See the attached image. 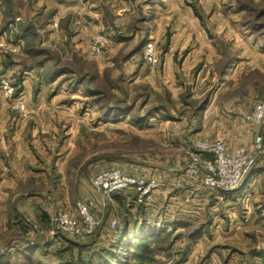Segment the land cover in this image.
I'll list each match as a JSON object with an SVG mask.
<instances>
[{
  "label": "rangeland",
  "instance_id": "rangeland-1",
  "mask_svg": "<svg viewBox=\"0 0 264 264\" xmlns=\"http://www.w3.org/2000/svg\"><path fill=\"white\" fill-rule=\"evenodd\" d=\"M128 1L0 0V263L98 264L127 221L159 237L128 264H264V151L227 194L186 171L202 138L252 146L264 0ZM107 170L159 185L107 192ZM78 203L91 234L56 221Z\"/></svg>",
  "mask_w": 264,
  "mask_h": 264
},
{
  "label": "built area",
  "instance_id": "built-area-1",
  "mask_svg": "<svg viewBox=\"0 0 264 264\" xmlns=\"http://www.w3.org/2000/svg\"><path fill=\"white\" fill-rule=\"evenodd\" d=\"M144 59L151 65L159 62L154 42L149 40L143 47ZM251 126L253 143L251 147L239 145L230 150L222 138H202L196 142L192 160L187 173L197 177L204 187L219 192L236 189L243 182L246 174L258 163V155L264 151V97L256 100L244 116ZM137 186L142 195H149L157 189L159 183L140 177L126 176L119 170L101 172L95 178V186L107 192H119L128 186ZM81 222L77 224L68 215L58 213L56 221L65 231L75 235L91 234L99 221L90 213L87 205L78 203ZM116 227L117 223H111Z\"/></svg>",
  "mask_w": 264,
  "mask_h": 264
},
{
  "label": "trees",
  "instance_id": "trees-1",
  "mask_svg": "<svg viewBox=\"0 0 264 264\" xmlns=\"http://www.w3.org/2000/svg\"><path fill=\"white\" fill-rule=\"evenodd\" d=\"M137 230H140L139 225L133 227L127 221L119 227L117 239L111 249L105 250L106 254H101L103 260L98 264H128L131 256H134L136 260H142L147 253H151L152 249L149 245L159 238L158 235L134 237ZM6 262L0 264H10Z\"/></svg>",
  "mask_w": 264,
  "mask_h": 264
},
{
  "label": "crops",
  "instance_id": "crops-1",
  "mask_svg": "<svg viewBox=\"0 0 264 264\" xmlns=\"http://www.w3.org/2000/svg\"><path fill=\"white\" fill-rule=\"evenodd\" d=\"M131 1H133V0H129L128 2L130 3ZM134 2V1H133ZM173 3H174V0L172 1ZM140 3V2H139ZM157 4L158 3H156V6H157ZM166 8L165 9H161V11H159L160 12V14L163 16H168L169 15V13H170V11L173 9L172 7H170L169 6V3H166V0H165V3H162ZM109 25V24H108ZM212 104H213V101H211L209 104H208V106H207V108H206V112L209 110V108H210V106H212ZM254 104V103H253ZM252 105V104H251ZM247 110H249V106L246 108ZM251 109V108H250ZM240 110H242V109H240ZM263 132H264V128H263ZM217 137L216 138H222L223 137V135L222 134H219V135H216ZM225 141V140H224ZM225 143H226V141H225ZM226 145H227V143H226ZM237 147V146H236ZM236 147H233V149L234 148H236ZM228 148L230 149V150H232V147L230 148L229 146H228ZM257 165H261L260 164V161H258V163H257ZM256 165V166H257ZM220 193H222V194H227V192H220Z\"/></svg>",
  "mask_w": 264,
  "mask_h": 264
}]
</instances>
